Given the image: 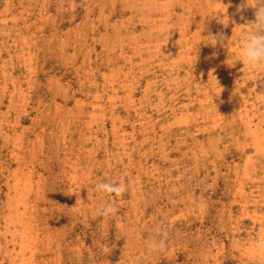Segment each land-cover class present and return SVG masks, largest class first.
Returning a JSON list of instances; mask_svg holds the SVG:
<instances>
[{"label":"rangeland","instance_id":"obj_1","mask_svg":"<svg viewBox=\"0 0 264 264\" xmlns=\"http://www.w3.org/2000/svg\"><path fill=\"white\" fill-rule=\"evenodd\" d=\"M252 3L0 0V264H264Z\"/></svg>","mask_w":264,"mask_h":264},{"label":"clouds","instance_id":"obj_2","mask_svg":"<svg viewBox=\"0 0 264 264\" xmlns=\"http://www.w3.org/2000/svg\"><path fill=\"white\" fill-rule=\"evenodd\" d=\"M223 5V11H221L220 9L209 10L206 18L215 17L221 25H227V23L229 22V18L225 14L227 5ZM247 5L255 8L254 20L246 23L249 27L244 39V43L242 45L240 53L232 58L231 64L235 61H239L244 66H246L250 72L255 74L260 70H264V0H254V3H252L251 5ZM208 35L210 37L208 44L210 45H216L218 42L224 41V37L222 34H217L216 36L211 34ZM227 43L228 38L223 46L226 47ZM247 82L248 81H246L245 83L247 84ZM241 88L242 87L237 88L234 93L236 94L240 92ZM96 187L98 190L104 193H114L116 195H121L125 191V185L122 183H98ZM114 211L115 209L111 205L107 204L102 205L97 209L98 214L102 216H108ZM150 247L154 250L163 248L164 242L163 240L155 241L150 245Z\"/></svg>","mask_w":264,"mask_h":264}]
</instances>
